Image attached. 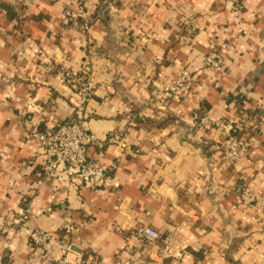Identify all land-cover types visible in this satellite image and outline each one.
<instances>
[{"label":"crops","instance_id":"crops-1","mask_svg":"<svg viewBox=\"0 0 264 264\" xmlns=\"http://www.w3.org/2000/svg\"><path fill=\"white\" fill-rule=\"evenodd\" d=\"M82 4L84 18L65 24ZM212 50L221 72L204 66ZM183 67V90L154 105ZM65 71L94 81L83 122L96 139L88 156L116 166L108 190L37 184L44 157L28 135L72 116ZM204 117L253 139L247 157L223 159L228 138L205 131ZM244 186L264 198V0H0V216L28 207L7 262L50 264L29 242L37 228L52 235L48 254L71 245L72 262L262 264L264 210ZM140 226L160 232L165 256Z\"/></svg>","mask_w":264,"mask_h":264},{"label":"built area","instance_id":"built-area-1","mask_svg":"<svg viewBox=\"0 0 264 264\" xmlns=\"http://www.w3.org/2000/svg\"><path fill=\"white\" fill-rule=\"evenodd\" d=\"M232 3H238L239 0H229ZM85 11L83 4L78 11H67L64 23L71 20L83 19ZM84 29L89 30V25L84 24ZM225 58L218 50H212L204 57L205 68L221 72L225 66ZM85 75V74H84ZM63 84L66 88L72 90L73 96L70 99L73 106V114L68 121L60 122L55 129L47 132H36L28 135L29 139H35L40 143L41 153L44 162L41 168V177L37 182L43 186L47 180H55L62 187L69 189L75 186H83L93 189L97 192L108 190L114 186L115 177L111 173L115 165L110 168L104 167L88 156V148L96 143L94 135L84 125L83 119L86 111V104L94 91V81L91 76L74 75L71 71H65L63 75ZM191 72L183 70L179 76L166 88L168 96L178 95L186 85ZM200 126L207 132L216 131L220 136L228 138L226 148L223 151L225 160L230 163H237L244 160L251 147L253 139L239 138L233 136V126L231 123L222 121H213L207 117L200 120ZM120 137L113 135L111 141L116 143ZM248 201L257 208L264 209V198L256 197L249 187L244 186L241 192ZM29 203V201H26ZM25 202V203H26ZM27 204V203H26ZM28 221V207L22 208L18 216L14 218H5L0 216V264H10L5 260L6 251L12 248V244L20 237L12 225L24 227ZM67 230H75L70 226ZM136 235L147 244L153 246L152 253L156 256H165L168 247L159 250L156 242L161 240L160 232L150 226H140L135 230ZM29 242L40 248L42 257L46 258L50 264H165L162 260H140L137 258H128L113 263H105L100 260L72 262L69 255L74 253L71 245L68 243H59L56 245L59 254L53 256L48 254L52 235L41 229L30 230L28 233ZM163 253V255L161 254Z\"/></svg>","mask_w":264,"mask_h":264},{"label":"rangeland","instance_id":"rangeland-1","mask_svg":"<svg viewBox=\"0 0 264 264\" xmlns=\"http://www.w3.org/2000/svg\"><path fill=\"white\" fill-rule=\"evenodd\" d=\"M106 6H108V4L106 5ZM106 8V7H105ZM104 8V9H105ZM106 10V9H105ZM186 69H188L187 67H183L181 70H180V73L183 71V70H186ZM189 70V69H188ZM179 73V74H180ZM179 75H177L176 77H174V78H172L171 79V81L169 82V84H167V85H164L163 86V88L162 89H160L157 93H155V96H154V99L153 100H151L152 101V103L154 104V105H158L159 103H161V100L162 99H166V98H172L173 96H168L167 94H166V88L173 82V80H175L177 77H178ZM176 96V95H175ZM70 99H76L74 96H73V94H71V96H70ZM223 155V154H222ZM223 159H225L224 158V155H223ZM227 161V160H226ZM261 209V208H260ZM264 210V209H263ZM165 247H168V246H165ZM164 247V248H165ZM153 250V249H152ZM168 251H169V248H168V250H167V252L166 253H168ZM262 264H264V260L262 261Z\"/></svg>","mask_w":264,"mask_h":264}]
</instances>
